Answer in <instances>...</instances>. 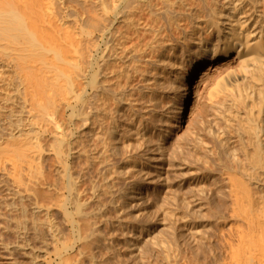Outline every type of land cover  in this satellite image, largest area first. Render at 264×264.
<instances>
[{
  "label": "bare ground",
  "instance_id": "obj_1",
  "mask_svg": "<svg viewBox=\"0 0 264 264\" xmlns=\"http://www.w3.org/2000/svg\"><path fill=\"white\" fill-rule=\"evenodd\" d=\"M56 1L0 0L2 94L16 85L33 108L0 123L3 203L34 201L30 222L24 204L6 202L28 218L9 219L16 247L30 249V225L45 241L33 264H117L99 231L101 199L120 214L172 193L184 196V214L167 210L177 227L217 238L222 264H264V0H80V18ZM51 151L62 177L45 172ZM205 199L220 200L207 217ZM138 230L127 232L130 258L152 264L137 241L155 243L151 226ZM166 252L159 264H180Z\"/></svg>",
  "mask_w": 264,
  "mask_h": 264
},
{
  "label": "rangeland",
  "instance_id": "obj_2",
  "mask_svg": "<svg viewBox=\"0 0 264 264\" xmlns=\"http://www.w3.org/2000/svg\"><path fill=\"white\" fill-rule=\"evenodd\" d=\"M52 1V0H51ZM54 1V0H53ZM58 1V0H57ZM56 1V3H54L55 4V8H56V5L58 6V2ZM64 1V2H63ZM62 2L63 3H65V5H66V8H68L70 11H72L73 13H74V18H80V17H82V16H85V13H84V10H83V7L81 6V3H80V0H62ZM61 2V0H60V4L62 3ZM61 4L62 6L64 5V4ZM59 4V6H61ZM64 5V6H65ZM59 6H58V8H59ZM64 8V7H63ZM5 72H7V71H5ZM1 83V82H0ZM1 86H2V84H0V123L2 124V126H5L6 125V128H9V123H8V121H10V118L12 119V120H16L15 118V115H18V114H21L20 112L22 111V110H24L25 109V111H28V113H29V110L30 109H32L33 110V108H32V105H31V103H30V101H28V103H25L24 101H22L21 99H20V97L17 95V93H16V91H15V89H16V85L13 87L12 85H10L9 87H8V93L11 95L10 97L12 98H10V97H8V101H5L6 99H5V97L3 96V94H2V90H1ZM2 87H4V86H2ZM6 87V86H5ZM29 109V110H28ZM190 109V108H189ZM12 113H11V112ZM27 112H25V114H26ZM27 113V114H28ZM24 114V113H23ZM24 114V116L23 117H26V115ZM7 116H8V118H7ZM6 119V121H5V123H4V120ZM3 124H5V125H3ZM48 138V137H47ZM46 138V139H47ZM205 138H207L208 139V137L207 136H205ZM44 139V141H43V143H45L46 141V147H47V144H49L48 146V148H52L50 145V143L52 142V140L49 138V139ZM48 142H50V143H48ZM52 154V155H51ZM54 153H52V151L50 152V153H47V156L46 157H49L48 159L45 157V162L43 161V164H44V169L45 170H47V171H45L46 173H49V171H50V168L52 169L51 170V172L50 173H52L53 172V175L54 174H56V175H58V176H60V177H62V175H60V174H58V172L55 170V169H53V168H55L56 167V165L58 164L57 162L55 163L54 161L56 160L57 161V159H56V156L54 155ZM53 158V159H52ZM53 160V161H52ZM51 161H52V163L54 164H51ZM46 167V168H45ZM53 167V168H52ZM54 170V171H53ZM56 172V173H55ZM62 174V173H61ZM59 177V179H61ZM63 179V182L65 181V177L64 178H62ZM62 179H61V181H62ZM84 182H85V184H86V181H85V179L83 180ZM11 188H13L12 186H10ZM175 187H178L179 189H180V187L178 186V184L177 185H175ZM178 190V189H177ZM47 192H49V193H51V196H53V192L51 191H47ZM46 192V194H45V196L44 197H46L47 199L49 198L50 199V196H49V194ZM48 194V197L46 196ZM172 194V193H171ZM171 194H167V196H164V197H162V196H156V197H154V196H151V197H143V198H136V200H135V202L137 201V203H134L133 201L130 203V205L129 206H131V208H129L127 211H125V212H121L120 214H119V212H116L115 211V209L113 208V206L111 205V204H109L110 203V199L109 198H102L101 199V202L102 203H105V204H108V207L110 208H108V210H106V213H105V217H104V219H103V221H101L99 224L100 225H102V226H100V229H99V231H100V234H101V232H102V236H103V238H104V240H106L108 243H106L105 244V241H104V245H106L105 246V248H108L109 250H111L112 252L113 251H116V252H119V253H116V255L117 256H119V257H117L116 255L115 256H113V257H115L114 259H110V260H112V261H114L115 263H119V261L121 260V262H123V264H125V262H126V264L128 263V264H132L133 262H136V261H134L135 260V258L132 256V258H130L131 256H130V248H128V247H130V240H131V237H129V235H128V233L129 234H134V233H136V235H138V232H139V230H138V228L140 227L141 228V226L142 225H144V224H146V223H149V225L151 226V230H152V233H153V237H154V240H153V242H155V243H145V242H142L141 240L139 241V239H137V241H138V244H139V247H140V245H141V247H140V251L138 252V254H140V256H139V259H143L142 258V256L143 257H145L144 259H146V258H151V261H152V264H159V262H161V258L162 259H164V254H165V252L166 251H173V258H175L176 257V259H179L178 261H179V263L181 264L182 263V261L184 262L183 264H185L186 262V264H199L200 262H201V264L204 262V260L207 262H204V264L206 263V264H222V259H221V257H222V255L221 256H219L220 254H222L220 251H221V248H219L220 247V244H219V242H218V244H216V245H218V249H220V250H218V249H216V245H215V243L216 242H213V240L214 241H216L217 240V238H216V240L215 239H209V238H206V237H204L203 239H202V241L204 240V242H202L201 240V242L199 241V239L197 240V239H195V235H194V232L192 233H190V230H188L189 231V233H188V231H183L182 230V228H180V226H178L177 227V225L175 224V222L173 221L174 219H173V217H171L172 215H170L168 212H167V210L170 212V210H171V208L174 210L175 208H176V210L175 211H178V213H179V215H182V213L184 214V210H183V208H182V206H183V201H182V199L184 198V196H182V194H179V195H171ZM4 196H5V194H4ZM8 196V195H7ZM11 195H9L8 197H9V199H8V197H7V200L6 199H4V200H6V202H7V204H11L12 203V201L15 199V197H10ZM6 197V196H5ZM4 197V198H5ZM43 197V199H46V198H44ZM183 197V198H182ZM3 194L2 193H0V207H1V209H0V211L2 212H0V215H1V217H2V215L4 214V213H6L5 215H3V217L1 218L0 217V242H1V244H0V264H33V261H32V258L31 257H35V255H37V252H38V254L40 255V253H42V251H43V249L42 248H44L43 246L45 245L44 244V242L45 241H41V240H39V239H36V237H35V235H34V232H32L33 230H31V228H30V225H29V227H28V232L29 233H27V235H28V237H27V239H29L28 241H25L24 243H26L27 244V242H28V244H27V246L29 245L30 246V249L27 247V249H18L16 246H17V243L18 242H20V243H22V241H20L19 239H18V235L16 236L15 235V229H14V227H15V223L14 222H10V217L11 218H14V217H17V218H25V219H28L27 220V222H30L31 221V219H32V217L33 216H31V215H33V206H32V204L34 203V201L33 200H31L30 201V199L28 200V199H24V203H21V200L22 199H20L19 200V198L18 197H16V202H18V204H17V206H18V208H20L21 206V204H24L25 206H26V209H27V211L28 212H26L27 213V216H28V218H26L27 216H26V214H25V217L24 216H22L21 215V210H18V209H15L14 211H17V212H12L10 209H8L9 208V205H7L6 204V202H4L3 203ZM12 198V199H11ZM14 198V199H13ZM17 198H18V200H17ZM41 199H42V197H40ZM85 199L86 198H88L87 196H85L84 197ZM83 198V199H84ZM40 199V200H41ZM42 200L43 202L45 201V202H48V200ZM104 199H106V200H104ZM14 200V201H15ZM184 200V199H183ZM212 199H210V200H202V201H204L203 202V204H204V206L203 207H205L204 208V210H203V212L206 214V215H203V216H210V214H211V212L210 211H213L214 209H215V207H216V203L218 204H220V200L218 201V199H216V201L215 200H212ZM216 203H215V202ZM218 201V202H217ZM10 202V203H9ZM28 202H29V204H28ZM41 202V201H40ZM109 202V203H108ZM206 202H208V203H206ZM210 202H212V204H211V206H213V208H211L209 205V203ZM14 203V202H13ZM30 203H32V204H30ZM93 202H91L90 203V205L86 208L88 211L89 210H91L92 208H93V204H92ZM140 203V204H139ZM214 203V204H213ZM138 204V205H137ZM159 204V205H158ZM211 208V210H210V208L207 206V205ZM219 204L217 205V206H219ZM29 205V206H28ZM137 205V206H136ZM6 206V207H5ZM20 206V207H19ZM112 206V207H111ZM134 206V207H133ZM139 206V207H138ZM141 206H143V207H141ZM161 207V208H159V207ZM136 207V208H135ZM177 207H179V208H177ZM7 208V209H6ZM113 208V209H112ZM133 208V209H132ZM143 208V209H142ZM168 208V209H167ZM182 208V209H181ZM209 209V210H207V209ZM217 208V207H216ZM8 210V211H6V210ZM29 209H31V210H29ZM170 209V210H169ZM10 210V211H9ZM130 210V211H129ZM137 210V211H136ZM138 210H140L141 211V213H140V211H138ZM165 210V211H164ZM207 211V213H206V211ZM216 210H218V209H216ZM32 213H31V212ZM111 211V212H110ZM114 211V212H113ZM129 211V212H128ZM132 211V212H131ZM180 211V212H179ZM183 211V212H182ZM21 212V213H20ZM133 212H135V213H133ZM165 212H167V213H165ZM13 213V214H12ZM118 213V214H117ZM209 213V214H208ZM130 214V215H129ZM132 214L134 215V216H132ZM140 214V215H139ZM167 214V215H166ZM6 215H7V217H6ZM15 215V216H14ZM53 215L55 216V219L57 220V222H58V224L60 225V229L62 230V239L65 241L66 239V241H70L69 239H72V229H71V227H70V225L68 224V223H66V221H65V219H64V216L61 214V211H59V210H55L54 211V213H53ZM107 215H109V216H107ZM121 215V217H118V216H120ZM138 216L137 218H136V216ZM212 215V214H211ZM14 216V217H13ZM20 216V217H19ZM39 216H40V218L42 219V218H44V219H46V215L44 214V213H40L39 214ZM45 216V217H44ZM53 216V217H54ZM5 217V218H4ZM107 217V218H106ZM124 217V218H123ZM8 218V219H7ZM120 218V219H119ZM124 220H123V219ZM126 218V219H125ZM136 218V219H135ZM131 219V220H130ZM108 220V221H107ZM121 220H123L121 223V226H123V228L120 226V221ZM192 220H194V219H192ZM107 221V222H106ZM107 224H106V223ZM111 222V223H110ZM114 224H113V223ZM119 222V223H118ZM123 223H124V225H123ZM125 226V227H124ZM215 226H213V229L215 230V232H217L218 231V229H217V227L216 228H214ZM212 229V228H211ZM212 229V230H213ZM205 230H207V231H210V229H204V231ZM212 230L210 231V233L212 232ZM214 230H213V232H214ZM125 233V236L123 235L124 233ZM128 232V233H127ZM131 232V233H130ZM212 232V233H213ZM184 233H187V234H185L184 235ZM205 233V235L207 234V233H209V232H204ZM210 233H209V235H210ZM211 233V234H212ZM126 234H127V236H126ZM189 234V235H188ZM217 234L219 235L220 234V232L218 233L217 232ZM135 235V234H134ZM208 235V234H207ZM208 235V236H209ZM105 236V237H104ZM184 236H186V238H185V240L187 239V237L189 238L188 240L190 241V242H188V240H186V241H183L184 240ZM214 236V235H213ZM64 237V238H63ZM127 237H129V238H127ZM127 238V239H126ZM196 238H200L198 235H196ZM202 238V237H201ZM200 238V239H201ZM18 239V240H17ZM191 239V240H190ZM39 240V241H38ZM195 240H197V241H195ZM4 241V242H3ZM18 241V242H17ZM50 241V240H49ZM193 241V242H192ZM199 241V242H198ZM206 241V242H205ZM211 243V245L210 244H208V243ZM23 243V244H24ZM110 243H112V244H110ZM185 243V244H184ZM188 243H190L189 245L190 246H188L187 244ZM193 243V244H192ZM212 243H214V244H212ZM15 246H14V245ZM148 244H150V245H148ZM9 245V246H8ZM11 245V246H10ZM22 245V244H21ZM103 245V246H104ZM109 245V246H108ZM211 247H210V246ZM216 247H215V246ZM151 246V247H150ZM166 247V249H164ZM190 247V248H189ZM15 248V249H14ZM26 248V247H25ZM35 249V250H32V249ZM39 248V249H38ZM142 248V249H141ZM178 250V252H176V255L179 257V258H177V256L175 255V251H176V249ZM211 248H212V252H211ZM215 248V249H214ZM17 249V250H16ZM192 249V250H191ZM18 250H20V251H18ZM30 251V253L29 252H26V254L24 253V251ZM105 250H107V249H105ZM105 251V253H104V251H103V253L104 254H106V253H108V252H110V251ZM164 250H166V251H164ZM216 250H218L216 253L218 254H215V251ZM34 251L35 253H32V252ZM128 251V252H127ZM194 251V252H193ZM147 252V253H146ZM162 252H164V253H162ZM220 252V253H219ZM115 253V252H114ZM143 253H146V254H143ZM167 253V252H166ZM27 254H28V256H27ZM30 254H32V255H30ZM35 254V255H34ZM163 256H162V255ZM212 254H215V255H212ZM30 255V256H29ZM122 255V256H121ZM142 255V256H141ZM145 255H147V257L145 256ZM205 255V256H204ZM218 256V258L217 257H213V256ZM152 256V257H151ZM208 256V257H207ZM141 257V258H140ZM204 257H205V259H204ZM220 257V258H219ZM37 258H39V257H37ZM188 259V261H184V259L185 260H187ZM207 258V259H206ZM215 258H217V260L215 259ZM128 259H131V260H129L128 261ZM149 259H146V260H144V261H148ZM155 259V260H154ZM158 259H160V260H158ZM221 259V260H220ZM119 260V261H118ZM123 260V261H122ZM124 260H125V262H124ZM182 260V261H181ZM219 260V261H218ZM111 261V262H112ZM133 261V262H132ZM155 261H157V262H155ZM32 262V263H31ZM120 262V263H121ZM162 263H163V261H162ZM122 264V263H121ZM133 264H135V263H133ZM161 264V263H160Z\"/></svg>",
  "mask_w": 264,
  "mask_h": 264
}]
</instances>
